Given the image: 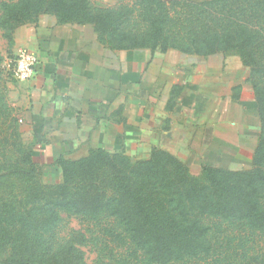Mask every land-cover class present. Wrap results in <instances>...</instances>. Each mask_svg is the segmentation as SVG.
Masks as SVG:
<instances>
[{
    "label": "rangeland",
    "instance_id": "obj_1",
    "mask_svg": "<svg viewBox=\"0 0 264 264\" xmlns=\"http://www.w3.org/2000/svg\"><path fill=\"white\" fill-rule=\"evenodd\" d=\"M89 2L92 8H111L114 12L122 9L126 12L125 21L121 24L123 27L114 33L109 30L98 33L92 21L73 22L90 26L98 39L99 53H113L116 59L124 51L132 50L119 48L116 40L114 41L116 37L125 40V43L130 41L127 38H131L134 41L148 40L160 44L167 42L184 47L192 39L205 41V32L208 30L206 16L209 10L215 13L211 24L230 30H233L235 25H230L228 18L240 19L244 16L248 19L257 15L254 7L243 6V3L230 6V0ZM182 3H201L204 8ZM20 6V0H0V12L7 9L10 13L14 7L19 9ZM67 7L70 11H75L77 3L71 1ZM32 8L52 12H41L31 19H26L23 15H15L9 20L5 14L0 17V264H30L34 260L32 261L31 257L28 259L27 256L34 251H40L43 259H47L52 253L67 248L71 242L78 248L86 264H92L97 254L106 248L123 249L122 244L110 240L114 219L110 214L115 199L121 196L119 204L124 203L126 197L122 193L127 182L117 174L109 160L110 156L106 155L117 153L125 155L130 161H141L150 159L153 153L158 151L175 157L200 180L205 178V170H211L209 176L216 178L222 187L232 185L225 183L231 180L232 175H236L238 193L243 194L250 190L251 196L247 200L256 215L263 217L256 225H252L240 210L229 213L230 216L233 214L234 218L228 215L225 218L217 213L211 215L197 205L192 214L195 218L204 212L202 216L204 223L208 225L210 250L208 254L205 252L193 256L186 264H264V128L260 121L258 95L256 96V92H259V97L264 100V70L258 66L256 68L259 70H253L243 61L244 58L250 57L264 60L262 42L254 38L253 44L257 45L243 55H240L235 47L208 54H187L177 48H167L164 51L145 48L155 57L168 51L175 52L174 60L180 58L177 54L183 55L185 58L180 60L181 70L186 65H192L196 71L194 79L198 84L201 83L202 71L204 72V99L203 94L184 90L185 72L179 71L177 84L168 94L163 95L161 101V106L166 105V108L174 104L171 99L178 97H183L186 104L191 99L194 101V107L188 109V118H184L179 110H176L177 115H174L180 124L178 132L189 130L185 124L187 121L196 122L193 124V129L196 130L195 140H192L190 145L178 143L179 141L173 144L169 141L153 144L133 139L121 142L100 131L97 140L84 132L81 140L62 142L63 146L54 150L49 148L50 142L37 139L36 134H31L30 127L24 122L23 108L28 101L26 85L30 80L14 78L6 67V60L14 56L19 49L32 50L29 43L36 32L39 16L52 15L63 23L53 12L56 9L51 0L35 4ZM168 13L170 16H167ZM182 14L185 15V20H181ZM158 17H164L161 22L163 29L158 35L146 33L149 27L146 19L154 20ZM108 23L112 28L117 24V20L112 18ZM119 30L130 32L131 35L128 33L121 37ZM221 38L223 39L218 35L216 40L222 42ZM153 62L156 63V60H151L152 67ZM150 65L146 69L148 93L115 95L114 110L109 112L114 121L109 126L111 131L125 127L126 116L133 118L139 110H136L135 105L140 101V97H147L154 102L156 83ZM240 103L241 113L236 119L242 130L238 131L237 128L234 131L228 122L226 128L222 121L230 120L235 114H239ZM204 108H209V112L203 117L202 123L201 116L196 114ZM161 109L159 107L157 110L154 105H149L148 113L157 114ZM213 123L219 127L210 129L209 126ZM186 135L188 136V133ZM211 135L219 140L213 141L214 145L221 144L219 150L209 144ZM235 140L239 147H236ZM222 141L226 142L220 143ZM258 143H261L262 148L256 152ZM98 149L101 152H98ZM253 169L256 181L250 188L241 180L243 175ZM80 204H88V207H81ZM118 232H121V229H118Z\"/></svg>",
    "mask_w": 264,
    "mask_h": 264
},
{
    "label": "trees",
    "instance_id": "obj_2",
    "mask_svg": "<svg viewBox=\"0 0 264 264\" xmlns=\"http://www.w3.org/2000/svg\"><path fill=\"white\" fill-rule=\"evenodd\" d=\"M51 1L56 9L53 12L57 14L60 21L77 23L92 21L98 33H102L104 30L114 33L123 27L121 24L125 21L126 12L122 9L114 12L111 8H92L89 0ZM71 1L77 3L75 11H70L67 7ZM230 1L232 3L230 6L243 3V6L254 7L257 15L254 18H248L249 20L244 16L240 19L228 18L230 25H235L232 27L233 30H230L211 24L215 13L209 10L206 16L208 18L206 29L208 30L205 32V41L198 42L192 39L184 47L180 44H168L167 42L160 44L148 40L134 41L131 38H127L130 40L128 43L117 37L114 41L116 40L121 49L151 47L164 51L167 48H177L187 54H208L235 47L240 55H243L251 47L257 45L253 44L254 38L260 40L264 45V0ZM43 3H46V0H20L19 9L14 7L10 13L6 9L4 12H0V17L5 14L9 20L15 15H23L27 17L26 19H31L41 12H52L51 10L32 8L35 4ZM182 4L204 8L201 3ZM167 16H170V13ZM181 16V20H185V15ZM112 18H116L117 24L110 28L108 20ZM163 18L146 19L149 26L146 33L158 35L163 29L161 23ZM119 33H121V37L128 33L131 35L130 32L123 30H119ZM218 35L223 37L220 40L222 42L216 40ZM243 61L253 70L257 71L258 68L264 70V60L250 57L244 58ZM257 66L258 68H256ZM259 94L256 92L260 121L264 128V100L259 97ZM261 148V143H258L256 152ZM97 151L101 152L99 149ZM106 156H110L109 160H111L115 171L122 180L127 182L122 193L126 197L124 203L119 204L122 200L121 196L117 200L115 199L113 201L114 208L110 214L114 217L110 240L122 244L123 249L120 247L106 248L97 254L96 260L92 264H186L193 256L205 252L208 254L210 250L208 248V225L203 221L202 214L204 212L202 214L199 212L200 217L195 216V218L192 214L197 205L206 209L211 215L217 213L220 217L225 218L227 215L234 218L235 216L233 214L230 216L229 213L240 210L245 213L247 221L252 225H256L258 220L263 219L256 215L254 208L247 200L251 196V191L247 190L243 194L238 193L236 175L235 177L232 175L231 180L225 183H232V185L222 187L216 178L209 176L211 170H205L206 176L200 180L175 157L163 154L161 151L153 153L150 159L141 161H130L125 155L117 153ZM256 166L260 167V165ZM254 171L255 169L243 175L241 181L245 186L252 188L256 181ZM262 175L264 177V172ZM80 205L88 207V204ZM118 229H121V232H118ZM31 253L27 258L31 257L34 262L30 264H86L73 242L67 248L52 253L47 259H43L40 251Z\"/></svg>",
    "mask_w": 264,
    "mask_h": 264
},
{
    "label": "crops",
    "instance_id": "obj_3",
    "mask_svg": "<svg viewBox=\"0 0 264 264\" xmlns=\"http://www.w3.org/2000/svg\"><path fill=\"white\" fill-rule=\"evenodd\" d=\"M29 45L31 51L37 54L39 62L34 77L26 85L28 101L24 104L23 117L25 124L30 127V133L36 134L37 139L50 142L49 148L56 150L63 146L62 142L81 140L84 132L97 140L100 131L121 142L133 139L153 144L166 141L173 144L179 141L178 143L190 145L195 140L196 130L193 129V124L196 122L187 121L185 124L189 130L178 132L180 124L174 116L177 115L176 110H179L184 118H188V109L194 107V101L191 99L186 104L183 97H178L171 99L174 104L168 108L166 105L161 106L163 95L168 94L177 84L179 71L185 72V91L198 95L205 92L203 71V78L198 84L194 79L196 71L192 65H186L181 70L180 60L185 58L183 55L177 54L180 58L174 60V51L155 57L148 49L134 48L124 51L116 59L113 53H99V42L90 26L73 22L61 23L47 14L39 16L36 32ZM151 60H156L153 67L150 65ZM149 65L154 71L156 83L154 102L147 97H140V101L136 102L137 106L135 105L136 110H139L133 118L126 116L127 125L121 130L111 131L109 126L114 121L110 113L114 110L115 95L148 93L146 69ZM205 97L203 94L202 98ZM149 105H154L157 110L161 107V112L148 113ZM239 107V114L222 121L225 127L228 122L234 131L237 128L238 131L242 130L236 119L241 113V103ZM207 111L209 112V108H204L196 115L201 116L202 120L208 115ZM153 117L155 118L152 119ZM217 125L213 123L209 128L213 130L219 127ZM213 141L219 140L211 135L209 144L219 150L221 144L214 145ZM234 142L239 147L237 141Z\"/></svg>",
    "mask_w": 264,
    "mask_h": 264
},
{
    "label": "built area",
    "instance_id": "obj_4",
    "mask_svg": "<svg viewBox=\"0 0 264 264\" xmlns=\"http://www.w3.org/2000/svg\"><path fill=\"white\" fill-rule=\"evenodd\" d=\"M37 66V56L26 49H19L14 56L6 60V67L12 76L22 81L32 79Z\"/></svg>",
    "mask_w": 264,
    "mask_h": 264
}]
</instances>
